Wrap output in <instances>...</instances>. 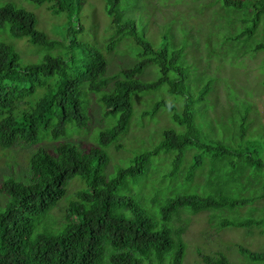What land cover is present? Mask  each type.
<instances>
[{
    "label": "trees",
    "instance_id": "16d2710c",
    "mask_svg": "<svg viewBox=\"0 0 264 264\" xmlns=\"http://www.w3.org/2000/svg\"><path fill=\"white\" fill-rule=\"evenodd\" d=\"M30 1L63 15L64 26L52 37L37 28L33 11L12 2L0 5V146L29 149L44 139L87 133L91 96L105 126L88 133L96 142L89 149L71 140L52 150L39 146L30 153L22 176L5 178L0 186L6 195L0 203V264H184V234L200 212H209L206 219L217 222V229L257 228L264 233V216L242 215L264 199V160L257 150L244 151L243 122L234 137L239 146L196 122L181 48L166 45V36L153 45L121 0H106L114 33L103 46L81 39L86 27L75 0ZM225 4L252 7L245 20L253 26L234 37L252 35L264 14V0ZM22 38L40 54L36 60L25 61L11 40ZM124 42L133 63L109 75L103 48L112 51ZM147 67L154 78H141ZM214 82L201 80L198 101ZM161 86L180 95L181 108L162 99L140 117L166 107L174 124L163 130L154 147L106 171L108 150L122 147L119 139L133 120L134 94ZM162 153L171 163L168 170L155 163ZM200 249L196 252L202 264H236L223 251ZM238 251L246 264H264V251L241 245Z\"/></svg>",
    "mask_w": 264,
    "mask_h": 264
},
{
    "label": "rangeland",
    "instance_id": "374dc122",
    "mask_svg": "<svg viewBox=\"0 0 264 264\" xmlns=\"http://www.w3.org/2000/svg\"><path fill=\"white\" fill-rule=\"evenodd\" d=\"M5 2L33 11L37 16V28L52 37H57L56 34L63 30L65 17L53 15L44 5L30 0H0V5ZM74 3L80 22L86 27L80 35L81 39L103 46L114 33L106 12V0H75ZM121 5L131 18L137 19L140 33L153 45L158 46L166 36V45L168 42L169 47L182 49L188 70V93L194 102L196 122L204 128L207 126L214 135H220L218 138L230 140L231 144L234 141V145L237 144L234 137L240 131L238 126L243 122L246 134L245 143L241 142V145L247 147L244 151L257 150L256 154L264 160V47L257 48L264 44V14L252 35L246 34L236 39L235 35L253 26L251 20H245L250 16L248 9L252 10V7H229L225 0H121ZM11 40L25 61L39 57L40 54L35 53L24 38ZM125 43L117 45L112 51L103 48L109 63V75L133 63L131 49L128 50ZM149 68L145 69L142 79L154 78ZM211 78L215 82L210 92L198 101L199 86L203 84L201 80ZM162 99L174 101L180 108L182 106L180 95L169 93L166 86L134 94L133 120L126 134L119 139L122 147L117 150L112 145L108 150L110 159L106 171L112 172L114 165L119 163L127 165L136 153L151 149L160 142L163 130L174 124L169 109L162 107L154 116H140L145 109L152 108L156 101ZM90 104L87 133H73L59 140L44 139L29 149L0 146V186L5 178L22 176L26 172L29 155L39 146L52 150L58 142L71 140L84 150L92 147L96 142L88 137V133L92 135L94 128L105 126V122L102 121L101 108L92 96ZM165 155L162 153L155 159L160 170L170 169L171 163ZM205 160L206 165L207 157ZM229 161L232 162V159ZM148 180L153 182L150 177ZM5 197L0 192V203L5 201ZM251 205L247 206L248 210L241 211L242 215L250 213L253 218L264 216L260 208L264 207V199L256 200ZM208 214L200 212L192 216V222L184 234L187 242L184 264H202L197 248H201L202 253L223 251L236 264H246L238 251L240 245L253 251H264V233L257 228L251 232L244 228L217 229V222L208 223Z\"/></svg>",
    "mask_w": 264,
    "mask_h": 264
}]
</instances>
